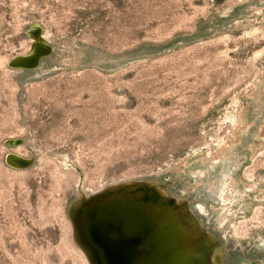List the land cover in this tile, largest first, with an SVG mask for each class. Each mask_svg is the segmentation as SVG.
Listing matches in <instances>:
<instances>
[{"label": "rangeland", "instance_id": "obj_1", "mask_svg": "<svg viewBox=\"0 0 264 264\" xmlns=\"http://www.w3.org/2000/svg\"><path fill=\"white\" fill-rule=\"evenodd\" d=\"M259 94L264 0H0V264H91L72 215L141 183L195 261L264 264Z\"/></svg>", "mask_w": 264, "mask_h": 264}, {"label": "water", "instance_id": "obj_2", "mask_svg": "<svg viewBox=\"0 0 264 264\" xmlns=\"http://www.w3.org/2000/svg\"><path fill=\"white\" fill-rule=\"evenodd\" d=\"M175 203L144 183L106 189L72 215L77 240L91 264H187L181 243L162 226L160 210L171 213Z\"/></svg>", "mask_w": 264, "mask_h": 264}, {"label": "bare ground", "instance_id": "obj_3", "mask_svg": "<svg viewBox=\"0 0 264 264\" xmlns=\"http://www.w3.org/2000/svg\"><path fill=\"white\" fill-rule=\"evenodd\" d=\"M251 87L252 86H249L247 89H245V91H249V89ZM259 96L262 99H257V97H256V100L258 101V105H259V109H260L259 117L261 118V121L258 124L260 126H259V128H257L256 135L259 136L261 138V140L263 141V145H261L260 148H257V150L262 151V149L264 148V124H263L264 123V94H263V96H261L259 94ZM232 122H234V121L231 120V122L229 123V126H232V124H231ZM235 122H236V124L239 125V128L241 127L239 129L241 132H242V129H244L243 131L248 132L250 130V128H249L250 125H252L251 124L252 122L250 123V121L247 119V112L244 110L239 113V116L237 117V119H235ZM236 127L237 126H235V128ZM230 134H231V131H230V128H228L226 130L225 134L223 135V141L226 140L225 138ZM162 193H165V190H162ZM178 205H179V207H178ZM161 210H160V212L163 214V218H164L162 226L165 229L169 230V232L173 233V235L181 243V246L184 248V255L182 257L184 259V261L187 262V264H200L199 261H195V259H194V254L198 252L197 251L198 244H196V243L194 244L193 241H191L192 239L194 240L193 233H191L193 230L191 231L187 227V225H185L184 216L186 214H183V213H184V211L187 210V208H184V206L180 207V204H177L173 208L174 211L171 209V213L169 211L167 212V210H165L164 212H163V210L162 211ZM170 216L171 217L173 216L174 222H172ZM177 264H178V262H177Z\"/></svg>", "mask_w": 264, "mask_h": 264}]
</instances>
